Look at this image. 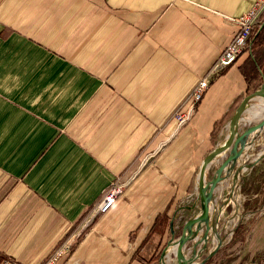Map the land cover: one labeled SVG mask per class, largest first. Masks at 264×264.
<instances>
[{
    "label": "crops",
    "instance_id": "obj_1",
    "mask_svg": "<svg viewBox=\"0 0 264 264\" xmlns=\"http://www.w3.org/2000/svg\"><path fill=\"white\" fill-rule=\"evenodd\" d=\"M253 2L0 0V257L41 264L75 231L57 264L158 263L232 106L262 84L264 41L212 78L186 122L173 113ZM263 24L264 12L251 38ZM247 108L239 122L255 124L264 97ZM253 169L249 233L264 238V162ZM117 176L120 196L79 228Z\"/></svg>",
    "mask_w": 264,
    "mask_h": 264
},
{
    "label": "rangeland",
    "instance_id": "obj_2",
    "mask_svg": "<svg viewBox=\"0 0 264 264\" xmlns=\"http://www.w3.org/2000/svg\"><path fill=\"white\" fill-rule=\"evenodd\" d=\"M252 124L239 122V132ZM250 134L241 153L243 156L240 154L222 172V179L213 189L208 227L206 228L203 224L195 236L186 242L185 255L188 257L194 250V259L195 261L203 260L201 264H264V238H257L258 234L254 236L249 233L252 217L248 210L247 197L252 187L250 184L259 177V172H255L259 170V167L256 170L253 169L252 173H249V168L256 161L264 162V125L251 136ZM228 153L229 149L209 162L206 167V180L214 175L216 168ZM200 207L201 199L197 193L187 206H181L178 209L180 213L176 211L173 219L175 241L178 240L184 221L193 216L195 210L197 211L194 215L198 214ZM170 251L171 249L167 255ZM161 263L159 259L157 264Z\"/></svg>",
    "mask_w": 264,
    "mask_h": 264
},
{
    "label": "built area",
    "instance_id": "obj_3",
    "mask_svg": "<svg viewBox=\"0 0 264 264\" xmlns=\"http://www.w3.org/2000/svg\"><path fill=\"white\" fill-rule=\"evenodd\" d=\"M263 12L264 0H254L247 10L235 18L237 30L233 38L227 43L209 70L196 80L181 106L174 111L173 116L179 124L186 122L196 112L198 101L208 88L212 78L232 64L248 46V41ZM126 183L127 181L120 178V176L110 180L98 200L88 208L79 224V228L88 223L94 216L107 211L120 196ZM76 238L75 231L70 233L47 255L41 264H57L58 260L71 250ZM0 264L21 263L10 257H0Z\"/></svg>",
    "mask_w": 264,
    "mask_h": 264
},
{
    "label": "water",
    "instance_id": "obj_4",
    "mask_svg": "<svg viewBox=\"0 0 264 264\" xmlns=\"http://www.w3.org/2000/svg\"><path fill=\"white\" fill-rule=\"evenodd\" d=\"M259 96L264 97V78L262 79V84L259 88L252 90L245 94L236 108L234 109L231 117L228 121L229 132L224 140V142L214 146L202 159L199 171H198V181H197V193L201 199L200 212L196 215H193L186 219L182 225L181 233L178 235L177 248H176V257L177 264H189L190 261L195 258V251L189 255L185 256V247L186 242L195 236L196 232L205 224L206 228L208 227V218L210 213V203L212 198V192L216 184L222 179V172L227 169V167L242 153L245 145L247 144L248 135L260 129L264 125V116L261 120L255 124L247 126L241 132H239V120L241 114L246 110L248 102L250 99ZM229 149L228 155L222 160L215 170L214 175L206 180V167L209 162L216 157L217 155L223 153ZM175 215V214H174ZM174 215L170 220V233L172 236L166 241L165 245L160 251L159 259L160 262L164 256L167 245L173 239L174 234V225L173 219ZM203 260L197 261L196 264H201Z\"/></svg>",
    "mask_w": 264,
    "mask_h": 264
},
{
    "label": "trees",
    "instance_id": "obj_5",
    "mask_svg": "<svg viewBox=\"0 0 264 264\" xmlns=\"http://www.w3.org/2000/svg\"><path fill=\"white\" fill-rule=\"evenodd\" d=\"M264 41V24L258 29V31L254 34V36L252 38H250V40L248 41V46L245 49H251L252 46H255L261 42ZM244 49V50H245ZM237 105H233L231 109H235ZM168 216L166 215V213H162V214H158L155 218V221L153 223V227H157L159 228L161 231L164 230V228L166 227V225L170 224V220H169V224H168ZM161 226V227H160ZM160 251L159 250L157 252V254L154 255L153 259H158L159 255H160Z\"/></svg>",
    "mask_w": 264,
    "mask_h": 264
},
{
    "label": "bare ground",
    "instance_id": "obj_6",
    "mask_svg": "<svg viewBox=\"0 0 264 264\" xmlns=\"http://www.w3.org/2000/svg\"><path fill=\"white\" fill-rule=\"evenodd\" d=\"M248 109V108H247ZM249 110V109H248ZM263 129V128H262ZM228 131H229V128H228ZM256 131H258V129H256L255 131H253V132H251V133H254V132H256ZM174 227V226H173ZM169 245V246H168ZM167 246L168 247H166V250H165V253H164V256H163V258H162V263L161 264H169V263H167V260H168V258H169V255H171V254H174V259H172V261L171 262H176L177 263V257H176V248H177V241H175V238L172 240V241H170V243L168 244ZM171 249V251L169 252V254L167 255V253H168V251ZM186 256V255H185ZM187 257V256H186ZM170 262V263H171ZM197 263V261H195V259L194 260H192V261H190L189 262V264H196Z\"/></svg>",
    "mask_w": 264,
    "mask_h": 264
}]
</instances>
